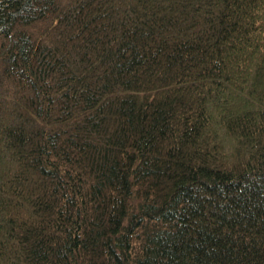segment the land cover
<instances>
[{"label":"trees","instance_id":"1","mask_svg":"<svg viewBox=\"0 0 264 264\" xmlns=\"http://www.w3.org/2000/svg\"><path fill=\"white\" fill-rule=\"evenodd\" d=\"M0 264H264V0H0Z\"/></svg>","mask_w":264,"mask_h":264}]
</instances>
